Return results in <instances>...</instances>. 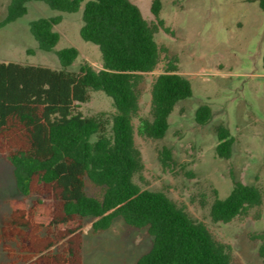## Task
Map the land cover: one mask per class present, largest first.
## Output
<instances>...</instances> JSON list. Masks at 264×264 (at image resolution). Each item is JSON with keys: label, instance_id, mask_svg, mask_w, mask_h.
Here are the masks:
<instances>
[{"label": "trees", "instance_id": "obj_1", "mask_svg": "<svg viewBox=\"0 0 264 264\" xmlns=\"http://www.w3.org/2000/svg\"><path fill=\"white\" fill-rule=\"evenodd\" d=\"M33 1L65 13H77L83 5L80 36L99 48L102 68L84 63L78 72L67 70L79 56L75 47L55 52L59 70L0 62V155L12 166L23 196L10 202V216L0 227V246L10 264H83L86 218H93L95 234L109 230L116 219L146 229L151 247L135 264H233L231 246L185 207L134 182L144 170L135 134L163 139L176 105L193 95L190 80L178 73V58L156 42L160 30L171 33L160 17L162 0L151 2L156 23H149L131 0H11L0 29L24 17ZM259 5L264 11V0ZM61 21L56 16L30 23L40 50L57 46L61 36L55 27ZM163 54L169 60L152 84L150 117L140 118L139 86ZM99 91L113 101L111 120L80 110ZM211 119V107L199 106L196 122L206 125ZM215 132L216 155L230 159V130L219 125ZM161 160L169 167L171 151L164 149ZM87 180L102 190L101 198L88 195ZM32 196L36 199L29 204L26 198ZM263 200L260 187L233 178L230 194L211 204L210 217L214 223H230L260 208ZM254 238L264 264V232Z\"/></svg>", "mask_w": 264, "mask_h": 264}, {"label": "rangeland", "instance_id": "obj_2", "mask_svg": "<svg viewBox=\"0 0 264 264\" xmlns=\"http://www.w3.org/2000/svg\"><path fill=\"white\" fill-rule=\"evenodd\" d=\"M10 1L0 0V20L5 18ZM131 1L149 23L157 22L151 12L152 0ZM259 1L162 0L160 17L171 33L160 30L156 42L169 56L178 58V73L190 80L193 95L176 105L163 139L135 134L144 170L134 182L144 190L164 192L185 207L217 240L231 246L233 264H262L260 242L254 237L264 232V200L260 208L230 223H214L210 217L211 204L216 197L224 199L230 194L233 178L260 187L264 193V11ZM27 7L24 17L0 29V62L59 70L62 66L55 52L75 47L79 56L67 70L78 72L84 63L96 70L102 68L99 48L80 36L83 5L77 13L60 12L38 1ZM56 16L62 17L55 27L60 41L53 51H42L30 32V23ZM168 60L163 54L158 68L144 74L139 86L140 118L150 117L152 84L165 73ZM204 104L211 107L212 119L200 125L195 114ZM80 110L87 117L105 114L110 120L116 113L112 99L101 91L92 92ZM134 124L137 128L139 118ZM219 125L228 128L234 138L230 159L216 155L215 129ZM164 149L172 153L169 167L161 160ZM86 190L90 196H102V190L89 180ZM17 199L23 196L13 168L0 155V227L10 216V202ZM34 199L26 198L29 204ZM92 222L93 218L84 220L83 264H135L151 247L146 229L130 228L116 219L109 230L95 234ZM10 261L0 246V264Z\"/></svg>", "mask_w": 264, "mask_h": 264}]
</instances>
